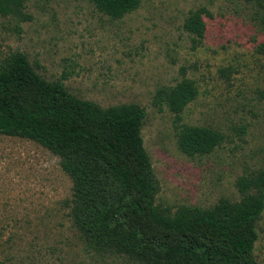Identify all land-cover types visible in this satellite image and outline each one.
<instances>
[{"label": "rangeland", "instance_id": "obj_1", "mask_svg": "<svg viewBox=\"0 0 264 264\" xmlns=\"http://www.w3.org/2000/svg\"><path fill=\"white\" fill-rule=\"evenodd\" d=\"M112 18L91 0H25L20 13H0V60L24 53L48 81L104 108L137 103L142 134L161 190L155 203L209 209L238 202V181L264 167V27L242 0H140ZM205 8V37L185 29ZM183 78L199 93L181 113L156 95ZM181 124L225 135L209 154L178 145ZM73 179L61 157L38 141L0 134V259L3 264H140L90 250L70 215ZM256 259L264 264V211Z\"/></svg>", "mask_w": 264, "mask_h": 264}, {"label": "trees", "instance_id": "obj_2", "mask_svg": "<svg viewBox=\"0 0 264 264\" xmlns=\"http://www.w3.org/2000/svg\"><path fill=\"white\" fill-rule=\"evenodd\" d=\"M91 1L112 18L141 3ZM242 1L264 27V0ZM24 6L25 0H0V13H20ZM206 12L199 8L186 18L194 42L205 37ZM198 93L196 81L183 78L156 97L181 120ZM145 116L137 103L104 108L74 96L62 81L39 75L24 53L0 60V134L38 141L61 157L73 179L70 215L90 250L140 264H263L254 249L264 211V167L240 178L238 202L162 211L155 203L161 184L142 134ZM224 140L210 126L181 124L178 131L179 148L189 156L209 154Z\"/></svg>", "mask_w": 264, "mask_h": 264}]
</instances>
